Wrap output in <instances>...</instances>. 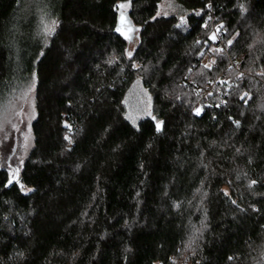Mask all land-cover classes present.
<instances>
[{
  "label": "trees",
  "instance_id": "obj_1",
  "mask_svg": "<svg viewBox=\"0 0 264 264\" xmlns=\"http://www.w3.org/2000/svg\"><path fill=\"white\" fill-rule=\"evenodd\" d=\"M169 1L0 0V100L34 99L0 264H264V0Z\"/></svg>",
  "mask_w": 264,
  "mask_h": 264
},
{
  "label": "rangeland",
  "instance_id": "obj_2",
  "mask_svg": "<svg viewBox=\"0 0 264 264\" xmlns=\"http://www.w3.org/2000/svg\"><path fill=\"white\" fill-rule=\"evenodd\" d=\"M169 0H163L159 5L158 15L171 14L173 11ZM54 23H48L44 32L49 34L47 29H53ZM50 32V33H51ZM137 45V34L132 32L131 39L127 45V54H131ZM211 64V61L207 62ZM33 85L29 81L18 93L8 99L0 100V167H7V164L19 167L26 158L33 144L31 122L34 118ZM205 90V89H204ZM218 93V91H216ZM126 107V118L135 123L142 117L151 114V97L143 87L141 81L136 79L123 99Z\"/></svg>",
  "mask_w": 264,
  "mask_h": 264
},
{
  "label": "built area",
  "instance_id": "obj_3",
  "mask_svg": "<svg viewBox=\"0 0 264 264\" xmlns=\"http://www.w3.org/2000/svg\"><path fill=\"white\" fill-rule=\"evenodd\" d=\"M219 39L217 41H215L213 43V46L215 48V50L217 51H221V50H225L226 49V45L222 44L221 38L218 37ZM221 77H223V75H221ZM198 105H196L195 107L197 108Z\"/></svg>",
  "mask_w": 264,
  "mask_h": 264
},
{
  "label": "snow or ice",
  "instance_id": "obj_4",
  "mask_svg": "<svg viewBox=\"0 0 264 264\" xmlns=\"http://www.w3.org/2000/svg\"><path fill=\"white\" fill-rule=\"evenodd\" d=\"M47 31L50 33L51 32V29H47ZM231 44V41H229V45ZM242 99H243V97H242ZM157 128H158V130H159V125L157 126ZM226 195H227V193H226Z\"/></svg>",
  "mask_w": 264,
  "mask_h": 264
},
{
  "label": "water",
  "instance_id": "obj_5",
  "mask_svg": "<svg viewBox=\"0 0 264 264\" xmlns=\"http://www.w3.org/2000/svg\"><path fill=\"white\" fill-rule=\"evenodd\" d=\"M158 125H159V130H160V129H161V124L159 123ZM158 125H157V126H158Z\"/></svg>",
  "mask_w": 264,
  "mask_h": 264
}]
</instances>
